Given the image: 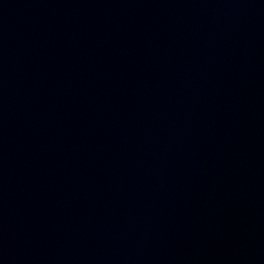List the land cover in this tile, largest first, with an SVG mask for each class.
Masks as SVG:
<instances>
[{"label":"water","instance_id":"1","mask_svg":"<svg viewBox=\"0 0 264 264\" xmlns=\"http://www.w3.org/2000/svg\"><path fill=\"white\" fill-rule=\"evenodd\" d=\"M0 264H264V0H0Z\"/></svg>","mask_w":264,"mask_h":264}]
</instances>
